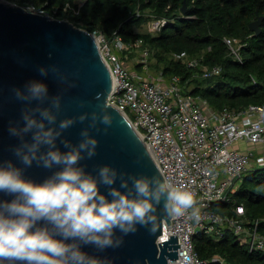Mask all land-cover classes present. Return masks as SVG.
<instances>
[{
	"label": "clouds",
	"instance_id": "1",
	"mask_svg": "<svg viewBox=\"0 0 264 264\" xmlns=\"http://www.w3.org/2000/svg\"><path fill=\"white\" fill-rule=\"evenodd\" d=\"M50 70L61 81L66 79L56 66ZM39 73L47 77L49 69L41 67ZM13 91L18 100L43 103L51 99V106L38 104L24 111L23 126L9 128L10 135L21 140L13 154L24 167H17L11 160L0 161V193L14 197L0 200V264L5 261L8 264H97L96 258L83 251L82 246L92 245L104 251L122 243L115 238L117 232L127 235L135 232L137 226L155 231L161 204V211L169 218L184 216L194 209L193 193L161 176L125 179V174L108 165L99 168L98 176L87 173L78 166L84 158L82 153L93 157L98 141L85 128L78 145L73 146L65 139L62 143L68 151L62 152L57 147L63 131L77 120L65 118L56 126L60 95L49 97L48 86L39 80L27 82L24 90ZM106 109L104 104L102 117L97 112L91 113L90 127H95L98 120L106 126L112 124L113 117ZM87 118L88 113L78 117L80 122ZM29 133L31 141L24 139ZM42 148L46 151H41ZM34 162L45 169L60 170L43 182H35L24 176V170ZM118 177L120 187H113ZM101 184L108 188L107 195L100 191ZM191 216L199 220L198 210L194 209Z\"/></svg>",
	"mask_w": 264,
	"mask_h": 264
},
{
	"label": "water",
	"instance_id": "2",
	"mask_svg": "<svg viewBox=\"0 0 264 264\" xmlns=\"http://www.w3.org/2000/svg\"><path fill=\"white\" fill-rule=\"evenodd\" d=\"M260 22L261 17H258L249 24V28L256 34L261 30ZM52 66H56L66 79L61 81L51 72ZM41 67L49 69L47 77L40 75ZM31 80L44 82L48 86L49 97L60 95L61 108L56 113L57 127L65 118H77L76 123L64 130L57 140V147L62 152L68 151L62 141L66 139L73 146L78 145L83 139L80 133L85 128L98 141L93 157L88 158L86 153H82L84 158L78 166L84 167L87 173L98 176L99 168L108 165L118 173L125 174V179L129 176L163 178L143 139L128 118L108 103L113 78L95 34L67 19H58L0 0V161L11 160L21 168L24 166L13 154V149L20 145L21 140L10 135L9 128L23 126L24 111L38 104L40 107L51 106V99L43 103H29L16 98L13 90H24L25 84ZM72 84L75 87H71ZM104 104L107 113L113 117L112 124L106 126L98 120L95 127H90L91 113L97 112L102 117ZM84 113H88V118L80 122L78 117ZM36 116L39 118L38 113ZM31 135L27 134L24 139L31 141ZM41 151L46 149L42 148ZM58 170V167L45 169L34 162L24 170V176L35 182H43ZM120 183L118 177L113 187L119 188ZM131 186L132 181L129 180ZM100 191L107 195L108 188L101 184ZM121 191L127 189L121 188ZM13 198L0 193V200ZM108 198L111 199L110 196ZM161 208L162 204L158 208L155 231L137 226L135 232L127 235L116 233L115 238L122 240L119 247L99 251L92 245H84L82 250L96 258L97 264H171L169 259L178 257L179 243L176 234L158 241L164 224L171 223V218L165 216Z\"/></svg>",
	"mask_w": 264,
	"mask_h": 264
},
{
	"label": "built area",
	"instance_id": "3",
	"mask_svg": "<svg viewBox=\"0 0 264 264\" xmlns=\"http://www.w3.org/2000/svg\"><path fill=\"white\" fill-rule=\"evenodd\" d=\"M26 8L44 13V9ZM100 48L111 70L113 86L108 103L121 110L138 132L163 178L175 186H183L193 193L194 209L199 220L192 218L194 209L184 216L171 218L164 224L158 241L177 235L178 257L171 264H202L194 244L200 232L221 237L224 228L246 235L250 247L264 248V234L245 227V208L242 204L217 206L230 199L249 169L264 167V104L249 105L242 111L228 107L213 109L207 99L184 93L181 78L173 75L166 80L157 76H143L130 69L117 51H141L143 69H148L151 49L141 38L125 42L116 35L108 41L101 33ZM113 42V45H110ZM237 39L225 38L228 48L237 54ZM176 59L195 68L200 57L177 52ZM204 76L221 72L220 65H203ZM238 143H250L241 148ZM217 205V206H216Z\"/></svg>",
	"mask_w": 264,
	"mask_h": 264
},
{
	"label": "trees",
	"instance_id": "4",
	"mask_svg": "<svg viewBox=\"0 0 264 264\" xmlns=\"http://www.w3.org/2000/svg\"><path fill=\"white\" fill-rule=\"evenodd\" d=\"M11 1L30 2L55 18L65 16L108 41L116 35L125 42L141 38L166 80L178 75L184 93L207 99L213 109L242 111L264 104V0H84L80 5L74 0ZM150 13L163 19L159 32L136 31L135 25ZM258 17L261 30L256 34L249 24ZM226 37L237 39V54L226 45ZM182 51L200 57V65L192 68L176 59L174 54ZM205 64L220 65L221 72L204 76ZM135 68L141 69V63ZM227 204H242L245 227L264 234V167L246 171L236 191L216 205L217 210L229 213ZM194 244L202 264H264V248H251L246 235L228 228L221 237L200 232Z\"/></svg>",
	"mask_w": 264,
	"mask_h": 264
},
{
	"label": "rangeland",
	"instance_id": "5",
	"mask_svg": "<svg viewBox=\"0 0 264 264\" xmlns=\"http://www.w3.org/2000/svg\"><path fill=\"white\" fill-rule=\"evenodd\" d=\"M11 3H15L20 5L18 2L15 1H11V0H7ZM84 0H74L75 3H77L78 5L82 4ZM24 5L25 8H29V9H33L32 7H34L35 9H40L39 7H35L32 3L28 2L26 4H22ZM21 5V6H22ZM42 9V8H41ZM151 15L149 16V18L143 22H141L140 24L135 25V30L139 31V32H149L152 34L158 33L160 30V27L163 23V19L154 16V14L150 13ZM63 17V18H62ZM65 16H60L58 19H65ZM97 41L100 43L101 40V35L98 33H94ZM110 45H113V42H110ZM117 53H119L121 59L125 62L124 64L129 67L132 70L137 71L138 73H140L143 76H157L160 74L159 68H157V58L155 56H152V53H150L149 55V66L148 69H136L135 68V64L137 62H139L141 60V51L138 50H133L130 53H125L122 51H117ZM140 63V62H139ZM142 66V64H141ZM143 67V66H142ZM238 145H240L241 148H250L252 145L250 143H238ZM226 206H232L231 204H227Z\"/></svg>",
	"mask_w": 264,
	"mask_h": 264
}]
</instances>
